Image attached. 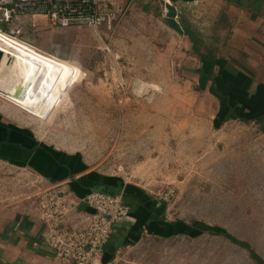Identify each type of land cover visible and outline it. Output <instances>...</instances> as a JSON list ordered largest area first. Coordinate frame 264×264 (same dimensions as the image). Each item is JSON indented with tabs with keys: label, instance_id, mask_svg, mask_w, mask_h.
Here are the masks:
<instances>
[{
	"label": "rangeland",
	"instance_id": "obj_1",
	"mask_svg": "<svg viewBox=\"0 0 264 264\" xmlns=\"http://www.w3.org/2000/svg\"><path fill=\"white\" fill-rule=\"evenodd\" d=\"M136 2L115 0L111 22L98 28L59 29L50 52L22 29L13 39L68 64L72 75L60 79L38 117L0 86V121L156 195L172 189L166 201L172 219L230 233L264 260V132L241 119L260 112L248 105L250 96L264 103V5L255 15L227 0L170 2L174 19L198 32L200 52L217 57L214 73L236 77L232 102L244 106L230 110L219 106L214 81L199 72L205 63L188 37L164 22L165 0H148L146 9ZM0 174L18 175L37 204L42 180L4 166ZM163 257L166 264H257L246 249L206 231L170 238Z\"/></svg>",
	"mask_w": 264,
	"mask_h": 264
},
{
	"label": "crops",
	"instance_id": "obj_2",
	"mask_svg": "<svg viewBox=\"0 0 264 264\" xmlns=\"http://www.w3.org/2000/svg\"><path fill=\"white\" fill-rule=\"evenodd\" d=\"M136 1L147 8L148 0ZM18 26L21 31L30 33L33 41L39 37V47L49 52L51 39H56L59 29L63 30L50 24L42 13L21 16ZM46 38L48 45L44 43ZM215 97L220 106L219 97ZM254 99L257 98L250 96L248 105L252 106L251 102L258 111H263L264 103ZM229 104L237 107L236 110L244 106L232 101ZM246 110L251 112L249 108ZM0 166L27 171L45 184H60L70 191L78 201L71 219L78 226L91 212L82 199L87 193L93 190L122 192L129 205V214L113 226L104 245L103 262L166 264L162 262L163 254L167 253L170 238L193 237L202 231L195 220L172 219L167 203L141 183L130 181L120 173L94 168L78 153L44 146L35 135L31 136L23 127L10 125L6 120L0 121ZM27 193L18 175L0 174V264H60L55 252L43 242L44 226L38 217L37 204L29 191ZM163 243L166 244L164 250Z\"/></svg>",
	"mask_w": 264,
	"mask_h": 264
},
{
	"label": "built area",
	"instance_id": "obj_3",
	"mask_svg": "<svg viewBox=\"0 0 264 264\" xmlns=\"http://www.w3.org/2000/svg\"><path fill=\"white\" fill-rule=\"evenodd\" d=\"M166 7L171 1L165 0ZM115 0H0V28L3 37L15 38L21 29V16L42 13L50 24L62 28L84 25L98 28L111 22V6ZM105 49L109 52L107 46ZM173 190L168 189L159 197L168 201ZM91 210L81 226L72 222L78 201L60 184H46L37 194L38 217L43 223V242L60 259V264H117L103 262L104 245L115 224L129 214V205L122 192L93 190L83 198Z\"/></svg>",
	"mask_w": 264,
	"mask_h": 264
},
{
	"label": "bare ground",
	"instance_id": "obj_4",
	"mask_svg": "<svg viewBox=\"0 0 264 264\" xmlns=\"http://www.w3.org/2000/svg\"><path fill=\"white\" fill-rule=\"evenodd\" d=\"M0 52L3 94L37 117L45 112L55 96L60 79L72 75L68 64L10 37L0 35Z\"/></svg>",
	"mask_w": 264,
	"mask_h": 264
},
{
	"label": "trees",
	"instance_id": "obj_5",
	"mask_svg": "<svg viewBox=\"0 0 264 264\" xmlns=\"http://www.w3.org/2000/svg\"><path fill=\"white\" fill-rule=\"evenodd\" d=\"M227 1L229 3L234 4L236 7L246 9L248 10V12L253 13L255 15L260 14L261 8L264 5V0H227ZM174 16H175L174 7L172 5H167V18L164 19V22L166 23V25H168L176 32L180 34H184L188 37L189 41L192 43L194 52L198 56H201L203 60L202 62L205 63L204 65L205 67L200 70V73L202 72V74L207 75L209 79L214 81V85H213V90L215 91L214 95L219 97L221 106H226L228 109L231 110V105L229 103L230 101H233L232 94L236 92V90H238L237 85L234 84L236 77L233 75H228L227 72L224 70L218 71L216 75V73H214V68L215 66H217V57L212 55L210 52H206L205 54L201 53L199 50V45L201 44V38L198 32H196L189 24H186L184 22L179 23L176 19H174ZM228 99L230 101H228ZM262 112L263 113L261 114H259L260 112L254 114L253 115L254 117L253 116L251 118L242 117L241 119L253 120L257 122L258 124L261 125L260 128L262 132H264V110ZM196 224L200 226L202 231H206L212 235L213 234L220 235L225 239H228L231 243L246 249L247 251H249L250 256L257 264H264V260L257 255V253L251 248L249 243L237 239L230 233H226L223 231L221 232L215 231L211 228L209 229L205 225H200L198 223Z\"/></svg>",
	"mask_w": 264,
	"mask_h": 264
},
{
	"label": "water",
	"instance_id": "obj_6",
	"mask_svg": "<svg viewBox=\"0 0 264 264\" xmlns=\"http://www.w3.org/2000/svg\"><path fill=\"white\" fill-rule=\"evenodd\" d=\"M171 2H177V1H181V2H186V3H190V2H194V1H197V0H169ZM2 59V53L0 52V61Z\"/></svg>",
	"mask_w": 264,
	"mask_h": 264
}]
</instances>
